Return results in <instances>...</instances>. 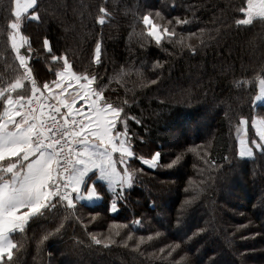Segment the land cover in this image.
Returning <instances> with one entry per match:
<instances>
[{
  "label": "trees",
  "instance_id": "16d2710c",
  "mask_svg": "<svg viewBox=\"0 0 264 264\" xmlns=\"http://www.w3.org/2000/svg\"><path fill=\"white\" fill-rule=\"evenodd\" d=\"M38 4L40 19L32 20L30 9L20 21L27 38L20 54L33 78L42 86L63 69V59L53 61L52 55L67 57L73 72L96 75L93 87L101 86L105 98L124 108L116 131L127 132L135 152L128 163L136 173L120 197L118 189L104 191L97 203L75 209L64 203L58 212L29 221L24 232L12 235L13 264H264V154L257 148L243 158L238 148L242 127L252 144L251 123L264 120V21L237 23L248 18L240 11L247 0ZM11 8L12 0H0L5 88L22 74L8 39ZM146 14L159 26V45L147 34ZM178 18L189 22L176 24ZM164 27L177 35L167 36ZM180 39L183 45L169 42ZM97 43L100 64L94 59ZM153 156L154 166L140 159ZM92 235L116 242L105 248Z\"/></svg>",
  "mask_w": 264,
  "mask_h": 264
},
{
  "label": "snow or ice",
  "instance_id": "6c2138e0",
  "mask_svg": "<svg viewBox=\"0 0 264 264\" xmlns=\"http://www.w3.org/2000/svg\"><path fill=\"white\" fill-rule=\"evenodd\" d=\"M38 7V0H12L11 15L15 20L8 25L13 30L8 37L11 48L24 72L6 88L0 87V100L3 101V112L0 113V264H13V250L17 245L10 234L24 232L29 221L58 212L64 202L67 208L75 209L76 200L100 198L99 185L93 181L98 179L109 189H118L115 191L117 197L121 196L125 185L131 188L135 182L136 169L128 163L135 152L128 146L127 132L116 131L124 108L105 98L101 86L93 87L97 76L73 72L67 57L52 55L53 61L63 59V69L55 71L51 83L43 82L42 86L33 78L27 57L20 54V48L27 43V38L20 34V21L30 9L31 19H40L36 14ZM99 11L106 14L103 7ZM240 11L246 12L248 18L237 21L238 24H251L254 17L264 21V0H247V8ZM155 16L163 19L159 11ZM150 17L151 14L143 15V24L148 29V36L159 45L162 39L157 30L159 26ZM98 22L103 24V17ZM188 22L175 20L176 24ZM163 33L169 37L177 35L175 28L164 27ZM169 42L183 45L182 39ZM43 46L51 53L47 39ZM100 51L101 46L97 43L94 53L97 64L101 63ZM25 80L31 84L32 95L13 97L11 93L25 87ZM261 83L264 84V80ZM73 84L76 85L74 88ZM80 102L86 108L79 107ZM260 139L261 143H252L264 154V131L260 132ZM241 144L239 155L252 157L253 148L244 141ZM117 151L120 153L118 161L112 156ZM156 156L152 161L140 159L154 166ZM118 163L124 165L122 171H118ZM110 211H118L117 203L111 204ZM55 231L59 232L60 228ZM48 235L52 233L44 239ZM115 235H120L119 231ZM91 240L105 248L116 242L111 236L99 239L92 235ZM140 241L143 242L144 237H140Z\"/></svg>",
  "mask_w": 264,
  "mask_h": 264
},
{
  "label": "crops",
  "instance_id": "0c3cea01",
  "mask_svg": "<svg viewBox=\"0 0 264 264\" xmlns=\"http://www.w3.org/2000/svg\"><path fill=\"white\" fill-rule=\"evenodd\" d=\"M75 86H76L75 84L72 85L73 88H74ZM20 89H21V88H20ZM20 89H19V90H20ZM71 91H72V89L70 88V89H69V92H71ZM18 94H19V95H23V96L26 97V96H29V95H30V91L27 92V89L25 88L24 90L21 89V91L18 92ZM260 94H261V96H260V100H261V101H264V91H262ZM66 95H67V93H66ZM78 106L81 107V108H86V106H85L82 102H80V103L78 104ZM62 111H64V109H62ZM2 112H3V101L0 100V113H2ZM16 119L19 120L20 117H16ZM244 125H245V124H244ZM251 128L254 130V136L256 137V141H257L256 144L261 143L262 141H261V139H260V132H261V131H264V120H262V119H258V118H255V119L252 121V123H251ZM117 132H118V131H117ZM240 137H241V140H243V141H244L249 147H252L253 149H257L253 143L250 144V143L248 142L245 126H244V131H243V133L241 134ZM124 138H125V137H121V139H124ZM95 142L98 143L99 141L96 140ZM128 146L131 148V145L129 144V142H128ZM239 151H240V150H239ZM119 155H120V153H119L118 151L115 152V153H112L113 159H115V160H117V161L119 160ZM243 158H247V157H243ZM123 168H124V165H123V164H119V163L117 164V169H118V171H122ZM97 176H98V173H97ZM93 183H97V184L99 185V187H98V192H99V194H100V198H92V199L76 200V201H75V204H76V205H81V204H94V203H97V202L100 201L101 198L103 197V192H104V191L112 190V189H109V188L107 187V184H106V183L100 182L98 179H97L96 181H93ZM73 195H75V194H73ZM85 195H86V193H85ZM21 211H23V209H22ZM16 232H18V231H16ZM16 232H13V233L10 234V235H11V238H12V235H13L14 233H16Z\"/></svg>",
  "mask_w": 264,
  "mask_h": 264
},
{
  "label": "rangeland",
  "instance_id": "374dc122",
  "mask_svg": "<svg viewBox=\"0 0 264 264\" xmlns=\"http://www.w3.org/2000/svg\"><path fill=\"white\" fill-rule=\"evenodd\" d=\"M243 129L241 130V132L239 133V135H238V148H239V150H241V148H242V144H241V141H243V140H241V134L243 133V131H244V126L242 127ZM245 143V142H244ZM239 153H240V151H239ZM149 165V164H148ZM168 191H165V195L164 196H166L168 193H167Z\"/></svg>",
  "mask_w": 264,
  "mask_h": 264
},
{
  "label": "built area",
  "instance_id": "2783aa9c",
  "mask_svg": "<svg viewBox=\"0 0 264 264\" xmlns=\"http://www.w3.org/2000/svg\"><path fill=\"white\" fill-rule=\"evenodd\" d=\"M28 63V62H27ZM20 69H21V72L23 73L24 72V69L23 68H21L20 67ZM24 83L26 84V85H28V87L30 88V90H31V84H30V82L29 81H27V80H25L24 81ZM11 95L13 96V97H16V95L14 94V92L13 93H11ZM32 95V93L29 95V96H31ZM53 103H54V101H53ZM33 107H35V105H33ZM46 111V110H45ZM66 203V202H65Z\"/></svg>",
  "mask_w": 264,
  "mask_h": 264
}]
</instances>
